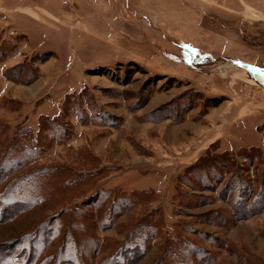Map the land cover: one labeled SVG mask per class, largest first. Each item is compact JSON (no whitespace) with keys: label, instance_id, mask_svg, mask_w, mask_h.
<instances>
[{"label":"rangeland","instance_id":"374dc122","mask_svg":"<svg viewBox=\"0 0 264 264\" xmlns=\"http://www.w3.org/2000/svg\"><path fill=\"white\" fill-rule=\"evenodd\" d=\"M24 127L0 264H264V0H0V158Z\"/></svg>","mask_w":264,"mask_h":264},{"label":"trees","instance_id":"16d2710c","mask_svg":"<svg viewBox=\"0 0 264 264\" xmlns=\"http://www.w3.org/2000/svg\"><path fill=\"white\" fill-rule=\"evenodd\" d=\"M28 127H24L21 130H19L20 134L17 138V142L13 143V149L11 150V152H8L6 155H3L0 160V166L1 167H5L6 169H4V172L2 171L0 173V183H2L3 181V177L5 176L6 171L10 170H14L16 171L21 170L24 168V166H26V164L30 161L36 158V150H34V148L32 146L29 147H23V141L25 139H29V134H28ZM59 129V128H57ZM17 143V144H16ZM8 168V169H7ZM6 170V171H5ZM67 171V169H66ZM45 171L43 172H32L31 175H25L22 178L20 177L18 182L16 183V189H14V196H18L20 197V199H23L24 201H15V204H13V206H19V205H23V206H33L36 204H39V202H43V200L45 199V197L47 196L46 193L50 192V190H46L45 192H43V189H40L39 186H42V184H37L36 185V181L40 180V179H44L43 177H39L40 175L44 174ZM51 179V178H50ZM239 184H241V182L239 183V181L237 182L236 186L237 188H239ZM49 187H53V183L49 184ZM262 187V186H261ZM263 188H260L258 190V192L262 191ZM12 196V194H11ZM10 196V197H11ZM13 196V197H14ZM10 206V205H8ZM12 206V205H11ZM8 213L11 215H14L15 213H13L12 209L8 210ZM151 227L150 223L145 224L142 228H140L138 230V232L134 233L135 237L128 241V243L126 244V251H128L129 253L134 254L136 252V250H138L137 248H141L145 245H148L147 243H150L151 240H153V237L157 234V232L154 230V228ZM147 241V243H146ZM139 242V243H138ZM138 246H135V245ZM173 247V246H172ZM171 249V248H170ZM169 249V250H170ZM185 249V248H184ZM168 250V251H169ZM77 252V250H75V253ZM85 253H89L90 251H84ZM174 248L171 250V253H174ZM6 253H8L6 251ZM123 253V252H121ZM170 253V254H171ZM184 253V254H183ZM92 254V253H90ZM9 255V259L11 254L8 253ZM181 255H188L186 254V252H184L183 250H181ZM94 254H92V258L93 259ZM115 257V255H113V258ZM8 258V257H6ZM168 262L169 264H174V261L172 263V258L173 257H168ZM62 258L60 256V258L58 259L59 264H61ZM2 263V262H0ZM7 262H4L3 264H6ZM176 264H183L182 261H180L179 263ZM188 264V263H186ZM190 264V263H189ZM198 264V263H197ZM201 264V261L200 263Z\"/></svg>","mask_w":264,"mask_h":264}]
</instances>
